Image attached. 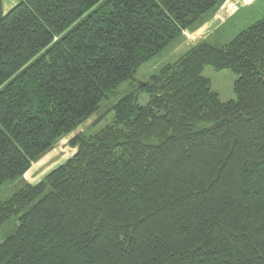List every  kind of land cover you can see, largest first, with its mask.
Returning a JSON list of instances; mask_svg holds the SVG:
<instances>
[{"label":"trees","instance_id":"16d2710c","mask_svg":"<svg viewBox=\"0 0 264 264\" xmlns=\"http://www.w3.org/2000/svg\"><path fill=\"white\" fill-rule=\"evenodd\" d=\"M224 1L19 0L5 13L0 0V189L22 182L0 203V230L16 222L0 264H264V16L99 112ZM206 67L237 77L234 99ZM97 114L93 126L111 119L23 181Z\"/></svg>","mask_w":264,"mask_h":264},{"label":"rangeland","instance_id":"374dc122","mask_svg":"<svg viewBox=\"0 0 264 264\" xmlns=\"http://www.w3.org/2000/svg\"><path fill=\"white\" fill-rule=\"evenodd\" d=\"M19 0H2L3 9L6 12L11 10ZM264 16V0H225L219 8L197 28L191 32H183L182 38L170 45L167 50L155 57L148 64L144 65L135 75L134 84L123 85L117 90L109 100L101 104L99 112L107 111L111 104L116 102L121 96L130 92L133 86L145 83L149 77L157 72L164 64L174 62L186 51L196 44L206 41L212 46L222 47L227 44L239 31L249 27L259 18ZM202 76L209 79L211 88L216 92L222 102L234 99L233 84L236 76L230 71L224 70L216 72L206 67ZM131 88H130V86ZM128 88H130L128 90ZM147 102V96L141 95L139 104L144 105ZM106 119L93 126L98 118V114L92 116L82 124L74 134L62 138L54 148L43 156L40 160L33 163L23 176V181L35 184L52 168L62 163L75 152L68 145V141L78 133L84 135L96 134L111 119V116H105ZM21 181L8 183L0 189V203L6 201L16 190L21 187ZM16 222L12 220L0 230V242L14 230Z\"/></svg>","mask_w":264,"mask_h":264},{"label":"water","instance_id":"95a60500","mask_svg":"<svg viewBox=\"0 0 264 264\" xmlns=\"http://www.w3.org/2000/svg\"><path fill=\"white\" fill-rule=\"evenodd\" d=\"M145 85H147V83Z\"/></svg>","mask_w":264,"mask_h":264}]
</instances>
